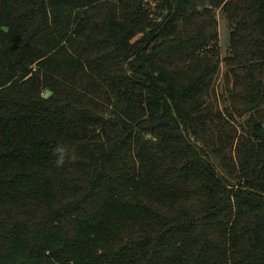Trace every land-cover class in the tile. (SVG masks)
Returning <instances> with one entry per match:
<instances>
[{
    "label": "trees",
    "instance_id": "trees-1",
    "mask_svg": "<svg viewBox=\"0 0 264 264\" xmlns=\"http://www.w3.org/2000/svg\"><path fill=\"white\" fill-rule=\"evenodd\" d=\"M0 264H264V0H0Z\"/></svg>",
    "mask_w": 264,
    "mask_h": 264
},
{
    "label": "rangeland",
    "instance_id": "rangeland-1",
    "mask_svg": "<svg viewBox=\"0 0 264 264\" xmlns=\"http://www.w3.org/2000/svg\"><path fill=\"white\" fill-rule=\"evenodd\" d=\"M219 33H220V54H221V74L225 71V64L223 59L230 54L229 51V39H230V29L228 28V22L224 19L223 14H219ZM45 96V92L43 93Z\"/></svg>",
    "mask_w": 264,
    "mask_h": 264
},
{
    "label": "water",
    "instance_id": "water-1",
    "mask_svg": "<svg viewBox=\"0 0 264 264\" xmlns=\"http://www.w3.org/2000/svg\"><path fill=\"white\" fill-rule=\"evenodd\" d=\"M50 95H51V92L50 91H47L46 92V95H45V98H48Z\"/></svg>",
    "mask_w": 264,
    "mask_h": 264
},
{
    "label": "clouds",
    "instance_id": "clouds-1",
    "mask_svg": "<svg viewBox=\"0 0 264 264\" xmlns=\"http://www.w3.org/2000/svg\"><path fill=\"white\" fill-rule=\"evenodd\" d=\"M62 161H59L58 163H61Z\"/></svg>",
    "mask_w": 264,
    "mask_h": 264
},
{
    "label": "built area",
    "instance_id": "built-area-1",
    "mask_svg": "<svg viewBox=\"0 0 264 264\" xmlns=\"http://www.w3.org/2000/svg\"><path fill=\"white\" fill-rule=\"evenodd\" d=\"M150 1H153V0H150Z\"/></svg>",
    "mask_w": 264,
    "mask_h": 264
}]
</instances>
